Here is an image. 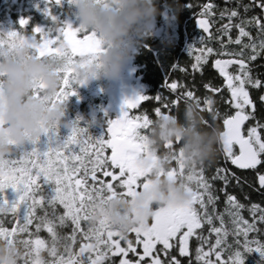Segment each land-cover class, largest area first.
Masks as SVG:
<instances>
[{
    "label": "snow or ice",
    "instance_id": "6c2138e0",
    "mask_svg": "<svg viewBox=\"0 0 264 264\" xmlns=\"http://www.w3.org/2000/svg\"><path fill=\"white\" fill-rule=\"evenodd\" d=\"M53 3L59 5L61 0H47L48 5ZM183 6L195 7L191 3ZM44 12L53 22L57 20L50 7ZM196 16L202 34L188 49L193 59L183 66L175 64L171 70L192 78L194 73H202L209 54L227 55L230 58H214L212 65L222 83L209 80L203 84L204 89L218 93V98L194 94L169 73L163 87L173 96L160 92L126 99V108L107 122L103 136L94 137L86 125L77 124L55 147L19 150L0 161V240L22 242L35 257L29 255L27 264H193V259L195 264H244L245 256L252 252L264 257V239L257 238L264 237V206L243 203L229 191L239 188L247 200L245 187L252 189L258 182L256 190L264 198V71H260L264 65L257 62V58L264 60V0H226L223 7L209 0ZM20 24L25 26L28 20L22 18ZM19 32L24 31H9L7 38L14 39ZM29 39L40 56L57 52V44L63 42L70 62L92 58L101 51L95 35L70 24L58 31L34 27ZM4 42L0 39V45ZM252 90L254 94H250ZM73 95L76 92L66 74L54 100ZM188 99L199 101L210 117L208 122L221 129L217 163L190 177L189 202L158 208L147 225L133 229V235L127 237L116 234L106 223L90 225L88 213L97 198L117 192L131 196L147 186L151 169L139 167L138 160L148 154L142 130L153 118L148 110L130 115L129 109L154 100L158 106L151 111L158 117ZM106 150H110L107 155ZM221 158L223 164L218 162ZM229 164L241 170L239 174ZM177 170H183L179 159L169 175ZM248 176L253 177L251 182ZM49 185H54L51 196L45 194ZM9 188L17 192L13 200L6 197ZM242 210H247L251 220ZM42 253L46 261L41 260Z\"/></svg>",
    "mask_w": 264,
    "mask_h": 264
},
{
    "label": "clouds",
    "instance_id": "9594fccd",
    "mask_svg": "<svg viewBox=\"0 0 264 264\" xmlns=\"http://www.w3.org/2000/svg\"><path fill=\"white\" fill-rule=\"evenodd\" d=\"M62 2V0H61ZM75 16V28L95 35L99 53L92 58L72 61L60 42L58 51L37 55L30 34L19 32L14 39L0 33V161L15 156L25 145H36L42 136L58 134L61 126L77 124L88 128L100 123L95 117L68 119L69 98L55 101L65 76L75 92L94 81H118L126 65L144 42L155 35L154 26L161 15L160 0H68ZM170 9L178 18L180 0H171ZM61 28L58 20L52 30ZM165 45L168 42L162 41ZM200 102L188 99L171 106L167 113L152 119L142 130L148 154L138 166L151 169L147 186L135 195L117 192L97 198L88 213V223H106L116 234L127 237L135 228L147 225L158 208L189 202V190L198 169L215 163L221 144V129L209 123ZM179 159L182 172L169 171ZM29 249L20 241L0 240V264H27ZM46 261V254H41Z\"/></svg>",
    "mask_w": 264,
    "mask_h": 264
},
{
    "label": "trees",
    "instance_id": "16d2710c",
    "mask_svg": "<svg viewBox=\"0 0 264 264\" xmlns=\"http://www.w3.org/2000/svg\"><path fill=\"white\" fill-rule=\"evenodd\" d=\"M225 1L226 0H214V3L223 7L225 6ZM206 2H209V0H180L182 5L191 3L195 5V7L189 9L183 6L178 18H176L169 7L171 0H160L161 15L157 18V23L158 26L163 28V32L160 36L154 35L152 38L146 40L138 53L131 60L132 68L140 73L145 85L152 89L156 86H162L169 73H171L172 78L176 76L182 80L186 77L179 71L173 72L171 68L178 63L181 66L185 64L186 59L180 47L184 44L188 36L191 37L197 18L196 14L199 13L200 6ZM231 2L235 3V0H231ZM244 2H249V0H244ZM45 7H50L51 15L57 18L61 26L70 23L71 26L75 28L76 19L72 14V9L68 0H62L59 5L55 3L48 5L47 0H0V33L23 30L30 34L32 29L37 26L44 29L52 28L54 22L51 16L45 14ZM165 15L167 16L166 19ZM22 18L28 20L27 25L21 26L20 20ZM167 21L173 22L174 35L169 34L168 25H166ZM195 35L198 36V34ZM177 38L180 39L179 44L175 41ZM165 40L168 42L167 46L162 42ZM223 58L230 57L223 55ZM257 62L260 65H264V60L260 58H257ZM260 71H264V68H261ZM212 75L213 73L209 70V67H205V80L211 79ZM108 83L109 81H94L89 86L80 87L76 90V95L71 96L68 101V119L75 120L83 116L85 120L95 117L100 121V123L94 124L88 128L89 133L94 137L103 136L107 130V122L115 116L114 112L106 111L109 101V95L107 93ZM196 84H198V86L203 85V80L202 82L197 80ZM254 91L255 90H252L250 94H254ZM146 105L150 107L151 102H147ZM130 115H134L133 110L130 112ZM69 134L70 129L63 126L60 127L58 134L49 133L48 137L44 140L45 150H47L49 146L55 147L58 142H62ZM28 146L29 144L25 145L21 150L30 151L32 148L30 147V149H27ZM109 152L110 150H106L105 154L107 155ZM218 162L223 164V159L221 158ZM216 163L215 161L214 165ZM233 170L237 171L238 174L241 171L238 169ZM209 171H211V169H209ZM247 178L250 182L253 180L252 176H248ZM258 188V182L252 189L245 187V191L249 193L247 200L243 198L239 188L231 187L229 191L234 192L243 203H260L261 206H264V198H262L260 192L256 190ZM5 194L9 200H13L17 196V192L11 188L6 189ZM45 194L49 196L54 194V185L46 186ZM242 215H244L246 219L251 220L247 210H242ZM46 235V232H42V236ZM129 235L131 236L133 234ZM249 235L251 236L252 234L250 233ZM257 238L264 239V237L260 236ZM193 264H195L194 259ZM244 264H264V257L257 252H252L245 256Z\"/></svg>",
    "mask_w": 264,
    "mask_h": 264
},
{
    "label": "flooded vegetation",
    "instance_id": "af4514ba",
    "mask_svg": "<svg viewBox=\"0 0 264 264\" xmlns=\"http://www.w3.org/2000/svg\"><path fill=\"white\" fill-rule=\"evenodd\" d=\"M166 25H168L169 34L174 35L175 33H174V24H173V22L172 21H167ZM156 26L158 27V23L157 22H156ZM212 30H213V28H212V26H210V31H212ZM195 34H198V36H196ZM201 34H202V29H200L198 27V25L196 24V21H195L194 30L192 31L191 37L188 36L186 38L184 44L180 47L181 48V52L183 53L184 58L186 59V62H189V61H191L193 59V57L188 56V49H189L190 46L194 45L199 40ZM204 35H207V34H204ZM175 41L179 44L180 39L177 38ZM214 58L227 59V58H223V55L220 56V57H215V53L209 54V59H208L207 63L204 65L202 73L201 72L194 73L192 78L186 76V77H184L185 79L183 78L182 80L177 78L176 76H174L173 78H175L178 81V83L180 81H183L184 85L186 87H188L189 90H193L194 94H196V95H200L201 97H203V95L205 93H207L208 95H212L214 99L218 98V96H219L218 93H211L210 91L204 89L203 85L198 86V84H196L197 80H200L201 82L203 80V84L205 82H208L209 80H211V82L215 83V84H221L222 83L223 78L219 76L218 71L212 66L213 63H214ZM205 67H209V70L213 73L211 79H209L207 81L204 78L205 77ZM187 70L191 71L190 67ZM134 79H135L136 85H137L136 97L138 95L154 96V95H156V94H158L160 92H162L164 95L169 96V97L174 95L168 89L164 88L163 85L162 86H156V87H154V89H152L151 87H148L147 85H145V83L143 82L142 76L135 69H134ZM192 85H195V87L192 88L191 87ZM222 91H226V90L222 89ZM147 102H151V106L150 107L148 105H146ZM153 106H158V102L154 101V100L153 101H141L140 105L137 108L129 109V113L133 110L134 114H139L141 111L148 110V114L152 118H155V113L153 111H151V108ZM220 107H223V104H221ZM124 109L125 108L120 109V110L119 109L115 110L114 111L115 116L112 119L118 118L122 114V111ZM162 111H164L163 108H162ZM218 123H219V121H218ZM221 127H222V125H221ZM228 166L230 168H232V169H235V166H232L230 164Z\"/></svg>",
    "mask_w": 264,
    "mask_h": 264
},
{
    "label": "rangeland",
    "instance_id": "374dc122",
    "mask_svg": "<svg viewBox=\"0 0 264 264\" xmlns=\"http://www.w3.org/2000/svg\"><path fill=\"white\" fill-rule=\"evenodd\" d=\"M154 31L156 36H160L163 32V28H161L160 26L157 27L155 24ZM131 64L132 62L130 61L126 65L123 74L118 81H112L108 83L107 93L109 95V101L106 108L107 112H114L116 109L120 110L126 108L124 104L125 100L136 98L137 85L134 79V69L132 68ZM47 137L48 135L42 136L40 141L36 145H32L29 143L27 149H30V147H37L39 150L44 151V140Z\"/></svg>",
    "mask_w": 264,
    "mask_h": 264
},
{
    "label": "water",
    "instance_id": "95a60500",
    "mask_svg": "<svg viewBox=\"0 0 264 264\" xmlns=\"http://www.w3.org/2000/svg\"><path fill=\"white\" fill-rule=\"evenodd\" d=\"M117 110V109H116ZM116 119V118H115Z\"/></svg>",
    "mask_w": 264,
    "mask_h": 264
}]
</instances>
